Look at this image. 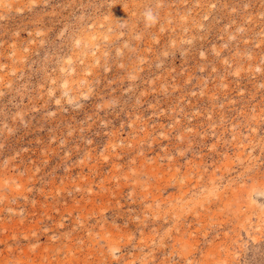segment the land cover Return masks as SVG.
<instances>
[{
	"label": "rangeland",
	"instance_id": "obj_1",
	"mask_svg": "<svg viewBox=\"0 0 264 264\" xmlns=\"http://www.w3.org/2000/svg\"><path fill=\"white\" fill-rule=\"evenodd\" d=\"M0 264H264V0H0Z\"/></svg>",
	"mask_w": 264,
	"mask_h": 264
},
{
	"label": "clouds",
	"instance_id": "obj_2",
	"mask_svg": "<svg viewBox=\"0 0 264 264\" xmlns=\"http://www.w3.org/2000/svg\"><path fill=\"white\" fill-rule=\"evenodd\" d=\"M147 17H148V19H149V20H152V19H153V17H152V14H151V13H148V14H147Z\"/></svg>",
	"mask_w": 264,
	"mask_h": 264
}]
</instances>
